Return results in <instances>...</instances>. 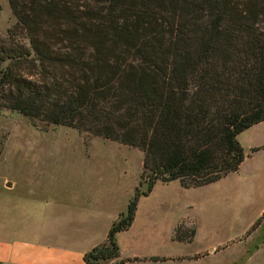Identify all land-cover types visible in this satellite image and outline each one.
<instances>
[{"label":"trees","instance_id":"obj_1","mask_svg":"<svg viewBox=\"0 0 264 264\" xmlns=\"http://www.w3.org/2000/svg\"><path fill=\"white\" fill-rule=\"evenodd\" d=\"M7 2L0 109L143 153L146 191L85 264L119 256L115 235L157 181L197 188L238 170L237 136L264 122V0Z\"/></svg>","mask_w":264,"mask_h":264},{"label":"rangeland","instance_id":"obj_2","mask_svg":"<svg viewBox=\"0 0 264 264\" xmlns=\"http://www.w3.org/2000/svg\"><path fill=\"white\" fill-rule=\"evenodd\" d=\"M14 22L0 0V36ZM237 141L244 161L236 172L189 189L157 181L139 196L131 227L115 235L119 256L98 264H264V122ZM142 164L138 149L67 127H33L0 109L3 247L27 243L30 226L25 235L34 242L54 233L80 248L101 246L136 189L146 191Z\"/></svg>","mask_w":264,"mask_h":264},{"label":"crops","instance_id":"obj_3","mask_svg":"<svg viewBox=\"0 0 264 264\" xmlns=\"http://www.w3.org/2000/svg\"><path fill=\"white\" fill-rule=\"evenodd\" d=\"M5 185L10 186L9 183ZM28 203L29 205L33 204L31 202ZM28 229L25 234L32 235V226ZM25 234L24 242L26 241L27 243L17 247L8 246L11 248L6 251L3 246L7 242V236L5 233H0L1 264H85L84 255L97 246L80 248L77 247L75 238H59L54 233L45 234L42 236V241L34 242L31 237Z\"/></svg>","mask_w":264,"mask_h":264}]
</instances>
